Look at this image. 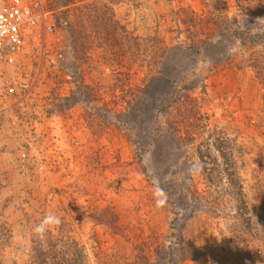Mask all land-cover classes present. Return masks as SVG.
Listing matches in <instances>:
<instances>
[{
	"label": "rangeland",
	"instance_id": "obj_1",
	"mask_svg": "<svg viewBox=\"0 0 264 264\" xmlns=\"http://www.w3.org/2000/svg\"><path fill=\"white\" fill-rule=\"evenodd\" d=\"M41 1L63 70L0 97V264H264V0Z\"/></svg>",
	"mask_w": 264,
	"mask_h": 264
},
{
	"label": "built area",
	"instance_id": "obj_2",
	"mask_svg": "<svg viewBox=\"0 0 264 264\" xmlns=\"http://www.w3.org/2000/svg\"><path fill=\"white\" fill-rule=\"evenodd\" d=\"M68 23L65 15L48 9L41 0H0V65L20 70L19 74L12 70L0 80V97L11 102L9 108L36 113L38 106H28L27 102L45 82L44 67L63 70V65L57 66L51 57L48 36L52 38L67 28ZM55 57L62 59L63 56L58 53ZM29 121L42 126L39 116Z\"/></svg>",
	"mask_w": 264,
	"mask_h": 264
},
{
	"label": "trees",
	"instance_id": "obj_3",
	"mask_svg": "<svg viewBox=\"0 0 264 264\" xmlns=\"http://www.w3.org/2000/svg\"><path fill=\"white\" fill-rule=\"evenodd\" d=\"M155 44L153 45L152 43L150 47L151 48L150 50L151 58L153 59L150 61L149 71L151 72V74H154L155 76L159 78L162 76L161 79L165 78L164 80L167 82H169V80L170 82L174 80L177 82L176 84H179L181 78L179 77L177 79V75H178L177 73L178 71H180V68L178 66L176 68V64H175L176 60L174 59V57L171 56V54L168 53L169 48L162 47L158 45L157 43ZM177 86H179L182 89L186 88L185 85H181V84ZM126 114L127 113L125 110V112L121 114V120L115 116L113 117V119L116 121L120 120L124 122ZM150 142L152 143L153 140H150Z\"/></svg>",
	"mask_w": 264,
	"mask_h": 264
},
{
	"label": "clouds",
	"instance_id": "obj_4",
	"mask_svg": "<svg viewBox=\"0 0 264 264\" xmlns=\"http://www.w3.org/2000/svg\"><path fill=\"white\" fill-rule=\"evenodd\" d=\"M60 218L54 213H48L44 216L40 224L36 225L34 228V234L38 239H43L47 232L51 229L57 227L60 224Z\"/></svg>",
	"mask_w": 264,
	"mask_h": 264
}]
</instances>
